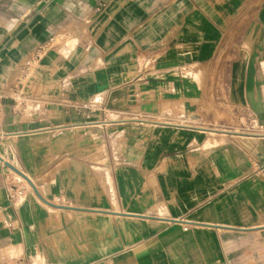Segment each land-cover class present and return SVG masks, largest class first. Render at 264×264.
I'll use <instances>...</instances> for the list:
<instances>
[{"label":"crops","instance_id":"1","mask_svg":"<svg viewBox=\"0 0 264 264\" xmlns=\"http://www.w3.org/2000/svg\"><path fill=\"white\" fill-rule=\"evenodd\" d=\"M0 264H264V0H0Z\"/></svg>","mask_w":264,"mask_h":264},{"label":"built area","instance_id":"2","mask_svg":"<svg viewBox=\"0 0 264 264\" xmlns=\"http://www.w3.org/2000/svg\"><path fill=\"white\" fill-rule=\"evenodd\" d=\"M55 41H56V37H51L46 44L37 48V51L35 52L33 57L26 60L24 64L25 66L24 70L26 73H28L36 66V64L39 62V60L46 52V50L51 48L52 45L55 43ZM104 103L105 102L101 97H95L88 103L81 104L80 108L89 109L95 107H103ZM20 180L11 181L8 179V177H5L4 179V190L6 192L7 199L13 205H16L20 202V200L23 198L27 190L26 185L21 184ZM59 201H60L59 199H55L54 203L57 205L59 204Z\"/></svg>","mask_w":264,"mask_h":264}]
</instances>
